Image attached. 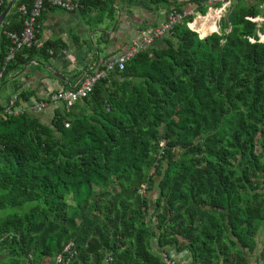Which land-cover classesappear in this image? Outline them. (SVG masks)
I'll list each match as a JSON object with an SVG mask.
<instances>
[{"label": "trees", "instance_id": "obj_1", "mask_svg": "<svg viewBox=\"0 0 264 264\" xmlns=\"http://www.w3.org/2000/svg\"><path fill=\"white\" fill-rule=\"evenodd\" d=\"M77 1L89 14L114 0ZM33 3L17 0L0 29V91L34 55L64 47L47 42L5 65L4 32L21 31L18 7ZM263 3L236 1L206 37L183 21L50 124L0 104V210L30 205L0 219V264H166L184 249L192 264H250L259 243L264 258V22L252 20ZM71 240L76 255L57 262Z\"/></svg>", "mask_w": 264, "mask_h": 264}, {"label": "crops", "instance_id": "obj_2", "mask_svg": "<svg viewBox=\"0 0 264 264\" xmlns=\"http://www.w3.org/2000/svg\"><path fill=\"white\" fill-rule=\"evenodd\" d=\"M156 1L135 0L134 3L128 4L123 0H114L113 10H94L89 14L80 9L67 12L58 7H48L40 18L38 39L42 45L57 42L64 47H59L55 54L54 51H49V58L34 55L33 60L25 65L23 70L11 76L6 89L0 91V104L3 107L14 106V98L20 92L31 93L28 100L20 99L19 106L25 107L28 113L40 118L44 123L50 124L56 111L63 107L62 104H50L44 110H31L30 107L36 102L48 100L53 93L76 88L86 73L99 69L107 61L142 42L145 38L144 32L150 34L165 22L166 15L174 3H179L183 9L194 8V4H186L183 0ZM0 2L2 4V1ZM10 2L11 0L8 4ZM111 10L115 14L114 19L109 17ZM154 46L163 47L165 41L158 39ZM17 87H20V92H15ZM262 232L263 229L260 235ZM262 239L264 235L261 238L259 236L260 242ZM178 252L183 254L182 258L177 260L179 264H192L193 257L189 249ZM247 256L250 264H264L262 244L259 243L257 249L253 253L248 252Z\"/></svg>", "mask_w": 264, "mask_h": 264}, {"label": "built area", "instance_id": "obj_3", "mask_svg": "<svg viewBox=\"0 0 264 264\" xmlns=\"http://www.w3.org/2000/svg\"><path fill=\"white\" fill-rule=\"evenodd\" d=\"M236 1L238 0H204L201 1V3L194 4V8L192 9H170L166 15V20L162 25L157 27L150 34H147L146 32L143 33L145 38L142 42L133 45L130 49H128V51L119 54L113 59L107 61L105 65L99 69H95L93 72L86 73L76 88L53 93L49 96L48 100L36 102L30 107V109L44 110L50 104L55 103L66 105L69 108L75 106L76 103L83 100L84 98H87L93 93L95 86L99 81L107 79V77L116 70H125L126 64L134 59L140 53V51L147 47H151L158 39L170 37L174 28L187 19H192V22L188 23V26L193 31L199 33L201 37H204L205 35H203L202 32L194 25L198 20H202L204 22V19L210 15L209 22L214 23L216 27L212 33L219 32L221 30L222 19L227 16L232 5ZM48 7H58L67 12H75L80 9L77 0H35L31 7L26 5H21L18 7L19 13H21L22 17L24 18L23 29L21 31L15 32H4L11 42L9 53L4 59L5 65L12 61L19 52L25 49H32L34 47L41 48L43 46L38 39V30L40 28V18ZM205 7L207 8V11L203 13ZM261 8L264 9V3ZM252 20L264 22V18L262 17ZM259 36L260 41L264 42V34L259 33ZM1 77L2 74H0V78ZM14 100H17V96L14 98ZM26 112L27 109L25 107H15L13 105H8L4 107L2 114L4 116H20ZM165 144L166 142L162 140L161 147L163 149L161 154H164ZM146 189L147 187L144 186L141 190V193L146 194ZM76 253L77 251L75 250V243L73 240H71L65 245L64 251L56 256V261L59 263L64 261L69 262L74 258ZM163 256L166 264H179L177 259L169 258L166 253H164Z\"/></svg>", "mask_w": 264, "mask_h": 264}, {"label": "water", "instance_id": "obj_4", "mask_svg": "<svg viewBox=\"0 0 264 264\" xmlns=\"http://www.w3.org/2000/svg\"><path fill=\"white\" fill-rule=\"evenodd\" d=\"M15 2H16V0H11V2L7 5L6 9L0 15V29H1V27H2V25L4 23V21H5V19L7 17V15L10 13V11H11V9H12V7H13V5H14ZM210 34H212V32L211 33H208L204 37H206V36H208ZM144 50H151V48L150 47H147ZM150 202H151L152 208L154 209V207H153V205H154L153 197H150ZM156 221H157L156 219L153 220V225L156 223ZM154 242H157V241L154 240ZM184 254H186V253H184ZM170 255H171V258H175V259H177L179 261L182 258V255L183 254L179 253L177 250H171V254Z\"/></svg>", "mask_w": 264, "mask_h": 264}, {"label": "rangeland", "instance_id": "obj_5", "mask_svg": "<svg viewBox=\"0 0 264 264\" xmlns=\"http://www.w3.org/2000/svg\"><path fill=\"white\" fill-rule=\"evenodd\" d=\"M206 11H207V8L205 7L204 10H203V13H205ZM165 146H166V144H165ZM164 149H165V147H164ZM158 181H159V179H158ZM158 195H159V191L156 189V191L151 194V197H153V199L155 200L158 197ZM29 206L30 205H26L23 208H10L9 207V208H7L5 210H0V219L6 218V217H8V216H10V215H12L14 213H21V214H23L25 211L28 210ZM153 207H155V206L153 205ZM261 229H263V232L260 235V238L264 235V224L261 227ZM262 240H264V239H262ZM155 244H156V242H155Z\"/></svg>", "mask_w": 264, "mask_h": 264}, {"label": "bare ground", "instance_id": "obj_6", "mask_svg": "<svg viewBox=\"0 0 264 264\" xmlns=\"http://www.w3.org/2000/svg\"><path fill=\"white\" fill-rule=\"evenodd\" d=\"M209 17L210 15L204 19V22L202 20H198L197 23L194 25L197 29L202 32L203 35H207L208 33L216 29L214 23L209 22Z\"/></svg>", "mask_w": 264, "mask_h": 264}]
</instances>
